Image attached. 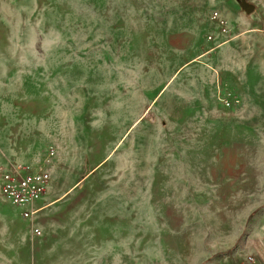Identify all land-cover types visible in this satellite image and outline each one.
Instances as JSON below:
<instances>
[{"label": "rangeland", "instance_id": "374dc122", "mask_svg": "<svg viewBox=\"0 0 264 264\" xmlns=\"http://www.w3.org/2000/svg\"><path fill=\"white\" fill-rule=\"evenodd\" d=\"M218 3L0 0V168L51 173L32 219L0 196V264H226L264 248V104L221 102L204 60Z\"/></svg>", "mask_w": 264, "mask_h": 264}, {"label": "crops", "instance_id": "0c3cea01", "mask_svg": "<svg viewBox=\"0 0 264 264\" xmlns=\"http://www.w3.org/2000/svg\"><path fill=\"white\" fill-rule=\"evenodd\" d=\"M218 1L217 15L226 20L229 35L234 36L214 48L212 54H208L210 49L204 51L208 54L204 56L205 64L210 65L214 80L217 75L223 77L220 87L237 106L253 104L258 96L262 97L259 102L264 104V0ZM105 160L103 158L93 169ZM252 254L256 261L247 264H264V248Z\"/></svg>", "mask_w": 264, "mask_h": 264}, {"label": "built area", "instance_id": "2783aa9c", "mask_svg": "<svg viewBox=\"0 0 264 264\" xmlns=\"http://www.w3.org/2000/svg\"><path fill=\"white\" fill-rule=\"evenodd\" d=\"M217 28L216 35L207 36L208 40L214 37L219 38L218 44H223L230 39L226 20L216 13L211 15ZM224 38V39H221ZM236 103L234 100L230 99ZM228 101V102H229ZM229 104V103H228ZM54 156V148L48 147L45 155V162H49ZM51 179L50 171L41 167L37 170H32L22 163H12L7 167L0 168V196L8 203L16 206L21 211V215L25 219H32L35 214L42 208L36 203L45 193L49 181ZM36 236L40 235L39 229H34ZM255 262L252 255H247L244 260L233 264H247Z\"/></svg>", "mask_w": 264, "mask_h": 264}, {"label": "bare ground", "instance_id": "6f19581e", "mask_svg": "<svg viewBox=\"0 0 264 264\" xmlns=\"http://www.w3.org/2000/svg\"><path fill=\"white\" fill-rule=\"evenodd\" d=\"M211 50V49H210ZM229 97V96H228ZM229 100H228V98H223L222 97V99H221V102L225 105V107H227L229 104V102H228Z\"/></svg>", "mask_w": 264, "mask_h": 264}, {"label": "water", "instance_id": "95a60500", "mask_svg": "<svg viewBox=\"0 0 264 264\" xmlns=\"http://www.w3.org/2000/svg\"><path fill=\"white\" fill-rule=\"evenodd\" d=\"M242 7H244L245 9H248V7L246 5H242Z\"/></svg>", "mask_w": 264, "mask_h": 264}]
</instances>
